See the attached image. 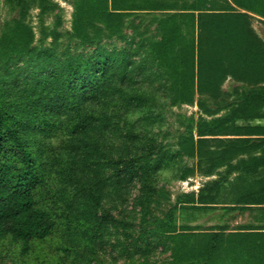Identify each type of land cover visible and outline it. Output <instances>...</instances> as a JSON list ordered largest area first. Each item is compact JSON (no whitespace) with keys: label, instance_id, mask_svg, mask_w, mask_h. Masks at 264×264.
<instances>
[{"label":"trees","instance_id":"trees-1","mask_svg":"<svg viewBox=\"0 0 264 264\" xmlns=\"http://www.w3.org/2000/svg\"><path fill=\"white\" fill-rule=\"evenodd\" d=\"M41 1L44 9L51 5ZM233 2L264 17V0ZM250 12L227 10V0H76L74 46L60 49L56 37L51 46H36L33 28L19 20L6 29L0 36V241L13 245L20 264H98L99 243L123 225L102 203L123 198L132 185L137 213L152 225L141 227L133 250L161 247L170 255L127 264H264V178L250 185L236 180L224 206L258 211L256 224L202 230L177 220L179 209L218 207L237 168L244 180L264 167V153H254L264 148V127L216 138L228 121L257 115L264 86L246 92L228 116L185 117L174 150L153 133L164 124L167 105L192 103L197 93L217 95L229 77L264 82V42ZM112 38L122 45L107 43ZM115 139L119 147L110 143ZM211 139L219 141L218 153L207 145ZM238 153L251 157L234 165ZM185 157L205 160L210 173L227 164V175L180 193L163 217L150 220L169 198L159 175L172 170L183 180L194 173Z\"/></svg>","mask_w":264,"mask_h":264},{"label":"rangeland","instance_id":"rangeland-1","mask_svg":"<svg viewBox=\"0 0 264 264\" xmlns=\"http://www.w3.org/2000/svg\"><path fill=\"white\" fill-rule=\"evenodd\" d=\"M51 5L48 8H42L47 4L42 3L41 0H0V36L11 27L15 21H22L31 26L35 33L34 45L36 46H51L55 40L58 39V48H64L68 43H72L74 46V39L71 37V29L75 11L76 0H50ZM43 4V5H42ZM130 21L138 23L140 18L129 17ZM129 21V23H130ZM143 28H147L151 31L153 26L148 25L144 21ZM252 26L255 31L261 35L264 39V21L258 17H254L252 20ZM128 33H132L133 30L128 28ZM143 30V29H142ZM111 45L121 46L122 41L119 38H112L107 41ZM74 49V48H73ZM78 50H82V48ZM89 49L86 48L85 51ZM264 86V82H246L236 80L233 78H227L221 86L220 93L211 96L209 94H196L192 103H183L180 105H167L163 112L165 118L164 124L161 127H156L153 133L157 135L159 142L163 143L170 149L177 148L178 136L185 131L183 125L184 118H190L194 120L206 119L213 120L217 117L228 116L232 109L238 104L240 98L248 91ZM203 102L206 108L211 109L212 113H207L199 103ZM128 118L137 119V114H130ZM264 127V106L257 111V115L251 117H236L234 120L228 121L223 135H217L216 138H237L244 135L241 133L252 132L258 128ZM211 138V137H209ZM111 144L120 145L119 140L110 141ZM214 153H218L220 150V143L217 139H211L207 143ZM257 154L264 153V148L259 149ZM254 155V154H253ZM252 155V156H253ZM251 157V153H238L232 159V164L236 165L241 160H248ZM184 162L188 166L194 167L195 171L189 175L186 179H178L175 177L172 170H164L159 175V186L163 187L167 192L168 200H163V204L159 210L154 211L153 219L155 216L163 217L164 212L171 208L177 197L182 192L198 191L199 188L208 181L219 179L227 175V164L214 169L213 172H208V166L205 160L202 162L199 158H187ZM228 162V161H227ZM243 171L240 169L234 170L228 176L226 182V189L224 190L219 202L218 207L212 209H205L201 211H184L180 209L178 212V223H188L192 226H197L202 230H210L216 227L234 229L238 226L245 224H256L260 221L258 218V211H239V210H227L224 206H227L233 199L231 193V186L238 180L240 184L250 185L254 180L264 178V167L261 168L259 174L246 175L244 180H239L238 175ZM138 194V186L132 185L128 192H126L123 198L118 195L107 197L102 203V209L108 210L114 218L121 222L128 224L126 233L123 232V228L118 225L112 229L110 236H105L104 240L99 243L97 247L98 264H127L131 261H143V260H165L169 258L170 252L168 250H162L159 247L156 251L135 252L131 243L138 241L139 231L141 227L144 230H149L152 227L151 224L142 221L141 215L137 213V207L135 208L134 202L136 195ZM259 220V221H258ZM141 237V235H140ZM139 237V238H140ZM153 238V237H150ZM57 243V238L48 241L44 248H47V253L53 251V245ZM140 241L138 242V244ZM132 253V257L125 252ZM16 249L10 242L0 241V264H20L19 260L15 257ZM46 252V251H45ZM127 254V255H126ZM43 258H45L43 256Z\"/></svg>","mask_w":264,"mask_h":264},{"label":"crops","instance_id":"crops-1","mask_svg":"<svg viewBox=\"0 0 264 264\" xmlns=\"http://www.w3.org/2000/svg\"><path fill=\"white\" fill-rule=\"evenodd\" d=\"M235 7V9H237V11H242V12H250V11H247L246 9L242 8V7H239L238 5H236L233 0H227V10L231 7ZM254 17H258L260 19H262L264 21V17L258 15V14H255L253 12H250ZM259 35V34H258ZM259 37L261 38V40L264 42V39L261 37V35H259Z\"/></svg>","mask_w":264,"mask_h":264}]
</instances>
